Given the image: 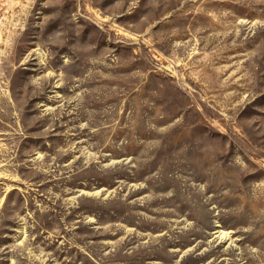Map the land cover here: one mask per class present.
Segmentation results:
<instances>
[{
	"label": "rangeland",
	"instance_id": "rangeland-1",
	"mask_svg": "<svg viewBox=\"0 0 264 264\" xmlns=\"http://www.w3.org/2000/svg\"><path fill=\"white\" fill-rule=\"evenodd\" d=\"M0 264H264V0H0Z\"/></svg>",
	"mask_w": 264,
	"mask_h": 264
},
{
	"label": "trees",
	"instance_id": "trees-1",
	"mask_svg": "<svg viewBox=\"0 0 264 264\" xmlns=\"http://www.w3.org/2000/svg\"><path fill=\"white\" fill-rule=\"evenodd\" d=\"M8 200H9V193H8V195H7V198H6L5 204L8 203Z\"/></svg>",
	"mask_w": 264,
	"mask_h": 264
}]
</instances>
